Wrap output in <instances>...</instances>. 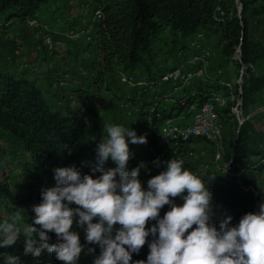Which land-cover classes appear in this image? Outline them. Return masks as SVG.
<instances>
[{"label":"trees","instance_id":"obj_1","mask_svg":"<svg viewBox=\"0 0 264 264\" xmlns=\"http://www.w3.org/2000/svg\"><path fill=\"white\" fill-rule=\"evenodd\" d=\"M46 1L0 0V26L7 25L12 19L27 20L38 16L36 12ZM79 1L81 4L92 5V12L98 8L101 14L99 18L89 20L94 25L91 40L82 39L83 44L75 47L76 64L74 67L79 72L76 77L79 81L76 86L73 83L67 86L73 94L72 97L76 99L84 97L89 100V95H92L95 98L96 92L94 91L106 85L105 79L109 74L117 75L118 70L145 74L143 71L147 70V61L153 57L154 43L161 41L163 31L167 30L172 35L179 34V44L176 50L188 48L189 42L186 44V38L198 31H204L206 35L217 34L220 54L226 58L236 59L239 47L240 59H237L242 66L238 73L241 88L240 99L244 112L248 106L252 108L262 101L260 94L264 91V72L260 75L254 74L247 66L255 57L264 55V45L258 47L248 32L246 11L249 9L248 4L253 0H238L239 12H236L237 2L233 0ZM250 11L254 12L255 7H252ZM61 35L60 33L53 34V44L58 42L55 36ZM73 41L77 43L76 40ZM3 47L4 54L0 52V131L9 129L17 132V126L20 125V130L24 128L28 130L26 140L31 143V146L28 145L30 147V173L25 182L24 192L12 189L7 180H0V191L6 201L25 213L32 223L35 215L32 208L41 202L42 191L56 184L54 169L74 166L82 175L92 174L95 178L101 174L92 172L96 165L97 145L95 144L97 141L94 138L85 140L83 129L79 127L80 122L76 113L84 110L81 105L73 108L58 104L59 100L63 99L61 97L66 94L60 90H67V87L57 89L54 86V89L52 86L58 80L60 71H52L47 67V73L43 74L39 69L37 71L33 69L38 68L40 57H45V55L38 54L43 48H32L30 51H34L32 52L34 55L27 59L28 66L24 67L14 60L7 59V56H13L14 52L9 44ZM35 52H37L36 55ZM235 63L238 62L235 60ZM33 64L36 66L30 68ZM87 72H89L88 75ZM153 74L152 72L147 75ZM85 75L88 76L86 80H84ZM39 78L43 79L45 87L49 83L46 90L38 82ZM210 79L215 82L209 83ZM223 81L221 73L209 76L196 86L195 93L185 97L183 103H179V100L174 102L170 109L163 113L162 118L157 119L153 116L154 123L163 120L164 115H171L177 110L182 111L184 107H186L185 110L188 109V106L194 102L202 103L209 98L211 92L224 91ZM50 88L52 92L49 94ZM46 91L48 96L45 94ZM121 95L123 94L120 93L119 96ZM129 97L134 98L133 95ZM249 102L252 104L248 105ZM145 103L147 104L143 101L145 106L150 104ZM219 115L222 125L225 120L232 119V136L222 159L227 162L229 170L239 172L240 182L234 176L220 182L214 181L210 178L211 174H208L207 186L212 196L229 208L232 217L231 224L236 225L244 214L259 209L260 204L253 197L252 191L243 189L241 185L253 186L256 183L257 176L252 170L264 167L261 161L264 157V148L257 141L252 142L248 138L249 119L244 120L235 130L237 125L230 114V107L221 109ZM146 138L147 143L145 144L151 145L155 144L157 139V137L149 138V136ZM195 139L203 140L200 137ZM195 139L187 141L184 148L193 143ZM114 167L116 165L110 162L104 165L105 170ZM175 203L182 204L183 200L177 197ZM70 206L77 207L75 204ZM169 207L165 205L161 208V218ZM220 220L213 219L217 228H219ZM154 223L156 221H149L146 227L151 228ZM114 227L118 229L119 225ZM72 230L79 233L81 244L84 245V251L81 253L78 264H93L95 257L100 253L99 246L88 244L85 240L84 229L78 227L76 223ZM47 235L49 244L56 243L57 237L54 232H48ZM34 237L39 241L38 233L34 234ZM152 239L153 237L149 235L139 253H132L133 264L136 260H147L150 251L148 244ZM24 248V236H20L10 247H0V264H5L8 254L19 257V264H63L56 259L55 254H49L46 250L39 257H33L31 254L26 255ZM89 248H95V252H89Z\"/></svg>","mask_w":264,"mask_h":264},{"label":"clouds","instance_id":"obj_2","mask_svg":"<svg viewBox=\"0 0 264 264\" xmlns=\"http://www.w3.org/2000/svg\"><path fill=\"white\" fill-rule=\"evenodd\" d=\"M103 131L92 169L101 174L82 175L74 166L54 169L56 184L42 191L31 224L19 210L0 222V247L14 245L22 233L26 255L39 257L46 250L63 264H78L84 245L72 230L76 223L84 229L86 242L99 246L93 264H133L132 253H139L149 235L153 239L147 260L134 264H264V203L236 225L226 216L217 228L212 193L201 175L186 169L182 160L170 159L145 190L139 180L144 165L128 171L127 164L133 155L129 142L145 144L146 135L110 123ZM109 159L116 167L105 170ZM177 197L182 204L175 203ZM165 205L170 207L161 218ZM149 221L156 223L147 228ZM48 232L55 233L56 243H48ZM5 264H19V257L8 254Z\"/></svg>","mask_w":264,"mask_h":264},{"label":"rangeland","instance_id":"obj_3","mask_svg":"<svg viewBox=\"0 0 264 264\" xmlns=\"http://www.w3.org/2000/svg\"><path fill=\"white\" fill-rule=\"evenodd\" d=\"M252 7H255L254 12L250 11ZM248 8L249 9L246 11L248 32L252 37V41L256 42L258 47H262V45H264V0H253L248 4ZM92 9V5L81 4L79 0H47L42 4V7L39 8L36 13L38 14V17H40V20L47 23L50 30L64 31L67 28L80 26L88 28L92 38L94 25L89 21L92 19ZM0 27V42L3 45L12 43L10 45L12 49L20 47L22 56L24 58L27 57V59L34 55L30 50L37 47L36 44L31 46V36L33 32L26 25L25 20L12 19L7 25ZM208 35L206 36L204 43L205 45L211 47L214 51L211 66L209 68V75L214 76L221 73V76L226 83H232V81L239 78L238 70L242 66L239 61L240 58L237 59V57L235 59L222 56L220 54V44L217 34ZM191 37L192 36H188L186 38V44L189 42ZM172 38L174 39L172 40ZM55 39L59 43L56 42L49 48H40L41 51H39L38 54L45 55V57H40V66L37 65V67L43 74H45V72L47 73V67L52 71L59 70L60 74H58V77H60L61 74H63L62 72L68 68L69 77L67 80H65L62 84H58V81H55L52 86L53 88L55 86L57 89H65L67 86H70L71 83L76 86L79 81V79L76 78L78 77L79 72H77L74 67L76 64L74 52H76L75 47L77 45L83 44V40L81 38L76 39V43L71 39L66 37L64 38L63 35L59 37L55 36ZM1 43L2 53L4 54V47ZM178 44L179 34L176 33V35H172L167 30L163 31L162 40L154 43L153 57L150 61H147V70L143 71V73H158L160 69L162 70L163 67L168 64V61L170 62L175 58V51L176 48H178ZM184 48L187 49V47ZM81 51L83 50L81 49ZM234 53L235 51L233 54ZM36 54L37 52H35V55ZM235 60L238 62L237 64L235 63ZM34 66H36V64L29 67L33 68ZM247 66L254 74H262L264 72V55L261 54L258 57H255ZM86 74L88 75L89 72ZM87 75H85L84 80L88 77ZM117 78L118 76L116 74H109L108 78L104 81V83L106 82V85H102L99 90L94 91L96 92V97L93 98L92 95H89L88 105L83 111L80 110L76 113V117L80 122L79 127L83 129V133L85 134V140L94 138V140L97 141L95 145L100 142L101 136L106 135L103 131L106 123L131 128L135 130L137 136L146 135L144 133L149 130V126H147L148 124L144 121V116H142L144 112H136L128 117L123 111V100L127 96L132 95V91L129 93L130 89L123 83L119 82ZM38 82L44 89L49 86L48 83L45 87V82L41 78L38 79ZM214 82L215 80H209V83ZM109 86L110 89H108ZM196 86H198V84L193 83L189 87L185 88L184 91L188 93V90L190 91L193 87L197 88ZM68 88L69 87L66 88L67 90L63 91L60 90L62 93L64 92V94H66L61 97L63 99L59 100L60 103L58 104L61 106H71L73 108L78 107L81 104L80 100L72 97L73 94L70 93V89ZM51 90L52 88L48 90L49 94L52 92ZM157 91L167 93L171 92V95H174L175 97L179 94V91H173L167 83L163 82L161 85H157L154 88V93ZM48 92H45L47 96ZM120 93L123 95L119 96ZM255 95L256 94H254V96ZM143 96L144 98H151L152 92H146ZM140 98L141 97L137 99L138 102L141 100ZM250 104L252 103L249 102L248 105ZM171 105H173L172 102H167L165 106L167 107ZM185 108L186 107L183 108L184 111H186ZM245 110L246 112H244L243 109L241 112L247 114L251 111V108L248 106ZM249 118L248 127L250 132L248 134V138L251 139L252 142L257 141L264 148V113H255ZM231 120L232 119L229 118V120H225L223 122L222 149L224 153L228 149V142L232 136L233 127H231ZM20 128V125H18L17 132L9 129H6L5 131L1 129L2 131H0V180H7L12 189L24 192L25 182L30 173V147L28 145L31 146V143L26 140V136H28L29 133L28 130L25 128L20 130ZM235 130H237V127ZM132 146H134V144L129 142V149ZM192 146L194 145L192 144ZM206 147L211 150L208 151ZM130 151L133 155L128 161L127 170L131 171L133 168L144 165L143 167H140L139 180L145 190H147V181L151 177L158 175L161 171H163L165 169V162L170 159L182 160L183 166L186 169H189L203 177L206 187H208L207 185L209 183L208 174H211L212 177L210 178L214 181L219 182L227 178H232V176L226 172V169L224 171L222 168L223 162H225L222 157L217 160L213 159L211 154L212 148L208 145V143H206L203 150L195 147V156L192 158H189L190 156L187 157V155L183 156L180 153L172 152V150L164 152L160 145L151 149H145L140 144V147L136 152L131 149ZM157 160L159 161L158 165L157 163H154ZM107 162L115 165L111 159ZM207 163L208 166L204 168V164ZM252 171L257 176L256 183L252 186L256 191L255 195L253 194V197L256 198L259 204H261L264 203V167H257ZM212 205L214 211L213 219H223L226 218V216L231 215L229 208L213 196ZM17 210L19 209L8 203L3 193L0 191V222L7 219ZM2 211L5 215H2ZM19 211L22 213L24 221L31 224L30 218L21 210ZM20 236H23V234L21 233Z\"/></svg>","mask_w":264,"mask_h":264},{"label":"bare ground","instance_id":"obj_4","mask_svg":"<svg viewBox=\"0 0 264 264\" xmlns=\"http://www.w3.org/2000/svg\"><path fill=\"white\" fill-rule=\"evenodd\" d=\"M100 10L97 8L93 11L92 19H97L100 17ZM27 21L31 23V31L33 33L39 32V40H43L48 43L50 46L54 43L53 34L60 33L64 35L66 38L71 40H76L73 34H77V32H81L83 34L81 39L85 41L91 40V35L88 28H83L80 26H75L71 28H67L64 31L50 30L47 23L40 20V17H32L27 19ZM206 34L204 31H198L192 35L189 39V47L187 49H177L175 51V58L173 59V66L157 73L156 75H147L140 74L138 75L135 72L118 70L117 75L118 79L121 83L127 86L129 89L136 90V97L130 98L127 96L122 103V109L125 114L130 117L136 111H138V106H136L137 99L140 95L145 94L149 91H154V88L157 85H161V83H167L171 87L173 91H179V93L184 94L185 88L189 87L193 83L199 84L203 82L209 75V68L211 66V60L214 55V51L208 45H205L204 41L206 38ZM42 46L46 47V44H36L37 48H42ZM35 48V47H34ZM0 52L2 53V47L0 45ZM7 59L12 61L14 60L20 66L27 67V57L22 56V51L20 48H15L13 52V56H7ZM35 71L38 68H33ZM80 70H82L80 68ZM61 76L58 78V84H62L69 77L68 68L62 72ZM83 73H85L83 71ZM60 74V73H59ZM224 91L211 92L209 98H207L202 103L194 102L188 106V110L190 111V106L193 108H202L207 102H209L210 108V116L216 119V128L213 125H197V126H183V127H175L174 134L168 135L169 132V121H181V118H167L164 130L158 134L157 143L162 144L168 150L172 148L174 145H177V153L185 154L187 151H191L192 143H190L193 139L200 137L205 140L208 145L211 146L212 157L214 160L223 157V149H222V122L220 119L219 112L221 109L225 107H230V114L234 116L236 121L237 129L238 126L244 121L248 120L247 115H252L255 113H264V91L260 94V101L256 106L251 108V111L247 114H244L242 111V102L240 99V81L237 78L235 81L225 82ZM236 83V85H234ZM161 92V91H158ZM170 93V94H169ZM161 92L159 95L154 96L152 102L145 106L143 112L152 119L155 116L157 119L162 118L163 112L165 110V105L167 102H176L180 100L182 103L184 102L183 98L176 97L171 95V92ZM195 93V92H194ZM186 94V93H185ZM81 102V107L84 109L88 103V98H79ZM205 124V117L199 116V114H192L188 118H185V124ZM191 140L189 146L185 147V143ZM137 147H140V144H136ZM145 149L154 148L151 144H143L141 145ZM1 153V151H0ZM264 164V157L261 159ZM208 166L204 164V168ZM223 170L230 175L234 176L238 182H240L238 178V173L235 171H231L228 169L227 162H223L222 166ZM243 189H250L253 193L252 187L250 185H241Z\"/></svg>","mask_w":264,"mask_h":264},{"label":"crops","instance_id":"obj_5","mask_svg":"<svg viewBox=\"0 0 264 264\" xmlns=\"http://www.w3.org/2000/svg\"><path fill=\"white\" fill-rule=\"evenodd\" d=\"M7 41H9V40H7ZM33 41H34V36H31V43H33ZM10 42V41H9ZM8 43V42H7ZM9 44V43H8ZM12 43H10L9 44V46L11 45ZM31 52H33L34 53V51H31ZM173 64H174V62H173V59L169 62L168 61V64H166L164 67H163V69L161 70H159V72H161V71H163V70H165V69H167V68H169V67H171V66H173ZM158 72V73H159ZM157 73H154L153 75H156ZM187 88V87H186ZM191 89V88H190ZM196 89L197 88H192L190 91L188 90V93H184V94H182V93H179L177 96H176V99H178V97H180V98H183V100L185 99V97L187 96V95H190V94H193L194 92H196ZM131 91H132V95H133V97H136V90L135 89H130V92L129 93H131ZM161 92H163V91H161ZM161 92H156V93H154V91H152V97L151 98H144V96H143V94L142 95H140V101L138 102L137 101V103H136V106H138L139 108H138V111H136V112H139V111H142L143 112V109L142 110H140V108H144V104H143V101H146L147 102V104H149V103H151L152 102V100H153V98H154V96H156V95H159ZM164 93V92H163ZM139 98V97H138ZM180 101V100H179ZM140 102H141V104H140ZM179 103H182L181 101L179 102ZM146 104V103H145ZM146 104V105H147ZM142 106V107H141ZM172 106V105H171ZM171 106H167V107H165V110H164V112H167V110L168 109H170V107ZM184 110H182V111H178V112H175V113H173V114H171V115H164V119L163 120H160V121H157V124L155 125V126H153L152 127V122H150V121H146V120H150V118L146 115V114H143L142 116H144V121H146L147 122V126H149V129H151V135L150 134H148V133H144V134H146L147 136H149V138H156V137H158V134H160L163 130H164V127H165V124H166V119L167 118H181V117H185V118H188L189 117V115H190V111L188 110V109H186V111H184ZM135 112V113H136ZM163 112V113H164ZM148 143H151V142H148ZM193 145H194V148L195 147H197V148H200V149H204L205 148V146H206V143L203 141V140H201V139H195V141L192 143ZM153 145H155V146H157V145H160V144H158L157 143V139H156V142H155V144H153ZM161 146V149H163V151L164 152H166L167 151V148H165L162 144L160 145ZM207 148V147H206ZM165 149V150H164ZM208 149V148H207ZM2 215H5V213H3V211H2Z\"/></svg>","mask_w":264,"mask_h":264},{"label":"built area","instance_id":"obj_6","mask_svg":"<svg viewBox=\"0 0 264 264\" xmlns=\"http://www.w3.org/2000/svg\"><path fill=\"white\" fill-rule=\"evenodd\" d=\"M26 25L31 29V23L30 21L25 20ZM32 36H34V41L33 43H31V46L33 44H46V48L51 47L48 43H46L43 40H39V32L38 33H32ZM74 37L76 38H82L83 34H81V32H77V34H73ZM206 40V38H203ZM20 48V47H19ZM140 75V74H138ZM256 106V105H255ZM190 108V115L192 116V114H199V116L205 117V124H185V117H183L181 119V121H169V132L168 135L170 134H174V128L175 127H183V126H197V125H213L216 128V119H214L213 117L210 116V108H209V102H207L202 108H193L192 105L189 107ZM251 115H247V119H250ZM146 121H150L152 122V127L155 126L157 123H154V119H150V120H146ZM217 129V128H216ZM141 133V132H139ZM145 133H148L151 135V129L147 130ZM179 145V144H177ZM177 145H174L172 148H170L168 151L172 150V152H177ZM139 147L136 146V144H134V146L130 147V149L134 152H136L138 150ZM211 149L208 148V151H210ZM183 156L187 155V157L192 158L195 156V151H194V146H191V151H187V153L185 154H181ZM251 186V185H250ZM252 187V186H251ZM253 194L255 195L256 191L253 189Z\"/></svg>","mask_w":264,"mask_h":264},{"label":"water","instance_id":"obj_7","mask_svg":"<svg viewBox=\"0 0 264 264\" xmlns=\"http://www.w3.org/2000/svg\"><path fill=\"white\" fill-rule=\"evenodd\" d=\"M234 2H237L236 5H235V7H236V12H239V10H240V3L238 2V0H234ZM237 57L240 58L239 47H238Z\"/></svg>","mask_w":264,"mask_h":264}]
</instances>
